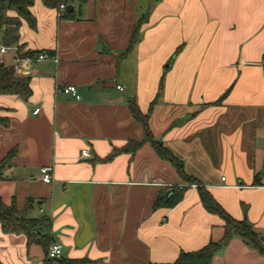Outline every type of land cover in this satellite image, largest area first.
<instances>
[{"label": "crops", "instance_id": "1", "mask_svg": "<svg viewBox=\"0 0 264 264\" xmlns=\"http://www.w3.org/2000/svg\"><path fill=\"white\" fill-rule=\"evenodd\" d=\"M31 12L35 27L23 23L21 43L51 58L23 63L28 101L0 96L8 121L0 164L14 152L0 198L19 209L31 200V217L46 220L38 233L63 255L51 260L0 224V264H172L222 240L224 222L203 207L196 186L175 207H155L185 184L149 143L110 158L145 138L130 102L146 114L156 101L154 138L264 237V0H87L64 21L35 0ZM66 86L81 98L60 91ZM87 149L91 158L82 157ZM46 167L51 184L42 181ZM211 264H264V247L234 237Z\"/></svg>", "mask_w": 264, "mask_h": 264}, {"label": "trees", "instance_id": "2", "mask_svg": "<svg viewBox=\"0 0 264 264\" xmlns=\"http://www.w3.org/2000/svg\"><path fill=\"white\" fill-rule=\"evenodd\" d=\"M48 8L60 10L61 5L66 6L64 12H60L59 20L77 19L75 13L76 4L83 5L87 0H42ZM35 0H0V45L8 48L17 49V59L15 64L5 65L0 63V96H16L21 100L28 101L32 96L31 78L27 75L29 65L20 64L25 60H35L42 51H29L21 43V28L26 22L31 28L35 27V18L31 12ZM69 6H74L72 12ZM142 22L134 30L131 38L129 50L139 40V31ZM153 102L149 111L144 114L135 102H130L129 107L133 117L143 127L145 138L142 141H131L122 150H115L110 158L121 152L134 153L141 146L149 143L157 155L167 162L177 171L185 184L184 187L174 186L165 196H159L156 200L155 207L173 208L179 204L187 190L196 186L199 192L200 200L203 207L211 214L217 215L224 222V236L221 241L211 242L203 249L195 252L181 253L172 264H211L213 257L224 247L228 246L234 237H240L249 245L261 249L262 244L260 237L256 234L250 223L246 220H236L215 200L211 193L202 186L197 179L188 176L185 173L183 163L161 142L157 141L151 133L149 127V118L154 107ZM0 124L8 125V121L0 118ZM14 152L9 156V160L0 164V181L4 180V173L7 165ZM32 203L29 200L24 209H19L14 199L10 205H6L0 198V224L5 234L25 235L28 245H40L46 252L48 258L49 248L53 245L51 237L48 235L40 236L38 230L46 223L44 218L31 217ZM69 264H73L70 262Z\"/></svg>", "mask_w": 264, "mask_h": 264}, {"label": "built area", "instance_id": "3", "mask_svg": "<svg viewBox=\"0 0 264 264\" xmlns=\"http://www.w3.org/2000/svg\"><path fill=\"white\" fill-rule=\"evenodd\" d=\"M66 10V6L65 5H61L60 6V10L58 11V15L60 14V12H64ZM10 50H12L11 48L5 47V46H1L0 45V56L7 54ZM51 55L46 52V51H42V53L38 56V58H36L35 60H25L23 62H20V64L22 63H28L29 65H35L41 61L50 59ZM0 63H2V60H0ZM118 90H123L122 86H117ZM60 91L66 93V94H71L73 95L76 99H80L81 96L78 94L77 88L75 86H66L65 88L60 89ZM39 113V109L35 110L34 114H38ZM82 157L83 158H91V154L90 151L84 150L82 152ZM53 170L52 168H42L41 169V174H42V181L46 184H51L53 181ZM224 180V178H223ZM63 255V246L61 244L55 243L53 244L48 251V258L51 260H57L60 259Z\"/></svg>", "mask_w": 264, "mask_h": 264}, {"label": "rangeland", "instance_id": "4", "mask_svg": "<svg viewBox=\"0 0 264 264\" xmlns=\"http://www.w3.org/2000/svg\"><path fill=\"white\" fill-rule=\"evenodd\" d=\"M14 56H15V62H16V59L18 58L17 57V49L16 48H12V50H10V53H8L7 55H5V57H4V59H5L4 64H6V65L7 64H11L13 62V57ZM184 184H186V183H184Z\"/></svg>", "mask_w": 264, "mask_h": 264}, {"label": "water", "instance_id": "5", "mask_svg": "<svg viewBox=\"0 0 264 264\" xmlns=\"http://www.w3.org/2000/svg\"><path fill=\"white\" fill-rule=\"evenodd\" d=\"M68 9H69L70 12H72L74 10V6H69ZM260 240L264 243V237H261Z\"/></svg>", "mask_w": 264, "mask_h": 264}]
</instances>
